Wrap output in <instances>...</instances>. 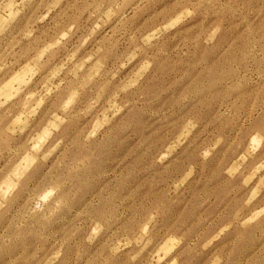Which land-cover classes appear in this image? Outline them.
Here are the masks:
<instances>
[{
	"label": "clouds",
	"instance_id": "obj_1",
	"mask_svg": "<svg viewBox=\"0 0 264 264\" xmlns=\"http://www.w3.org/2000/svg\"><path fill=\"white\" fill-rule=\"evenodd\" d=\"M0 264H264V0H0Z\"/></svg>",
	"mask_w": 264,
	"mask_h": 264
},
{
	"label": "rangeland",
	"instance_id": "obj_2",
	"mask_svg": "<svg viewBox=\"0 0 264 264\" xmlns=\"http://www.w3.org/2000/svg\"><path fill=\"white\" fill-rule=\"evenodd\" d=\"M46 74V72L44 73V74H42V75H45ZM39 81H40V78H38V80H37V82L33 85V87H37L38 86V84H39ZM15 103H17L18 104V101L17 102H15ZM51 107V104H49V106H47L46 107V109H45V111H47L48 110V108H50ZM45 114V112H42L41 113V115L43 116Z\"/></svg>",
	"mask_w": 264,
	"mask_h": 264
}]
</instances>
